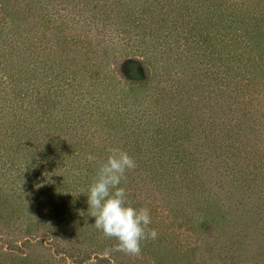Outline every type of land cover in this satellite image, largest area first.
Listing matches in <instances>:
<instances>
[{
    "label": "trees",
    "instance_id": "trees-1",
    "mask_svg": "<svg viewBox=\"0 0 264 264\" xmlns=\"http://www.w3.org/2000/svg\"><path fill=\"white\" fill-rule=\"evenodd\" d=\"M28 1L0 0V264H264V0ZM110 148L139 256L87 203Z\"/></svg>",
    "mask_w": 264,
    "mask_h": 264
},
{
    "label": "clouds",
    "instance_id": "clouds-1",
    "mask_svg": "<svg viewBox=\"0 0 264 264\" xmlns=\"http://www.w3.org/2000/svg\"><path fill=\"white\" fill-rule=\"evenodd\" d=\"M86 159L94 161L96 157L88 154ZM135 167L134 159L127 152L110 148L87 195L95 228L106 238L115 239L117 249L130 256H139L141 241L155 240L158 235L155 229L148 228L151 224L149 209L132 207L127 203L125 189L120 187L122 180L126 179V172Z\"/></svg>",
    "mask_w": 264,
    "mask_h": 264
},
{
    "label": "rangeland",
    "instance_id": "rangeland-1",
    "mask_svg": "<svg viewBox=\"0 0 264 264\" xmlns=\"http://www.w3.org/2000/svg\"><path fill=\"white\" fill-rule=\"evenodd\" d=\"M12 1V0H10ZM15 1L16 3L20 4V6L22 7V18H29V15L31 16L32 14L29 12L28 10V6L30 4V1L28 0H13ZM27 1L29 2V4H27ZM28 22L22 24V26L20 27V29H22V31L26 34L28 32V27L29 25L27 24ZM3 25V22L0 20V29H1V26ZM27 31V32H26ZM32 31V30H31ZM33 31H37L36 29L33 30ZM30 32V31H29ZM34 33V32H33ZM36 33V32H35ZM31 35H32V32H31ZM34 35V34H33ZM143 67L144 68H140L138 71H137V75L135 76V79H130L132 80V86L133 87H144L145 85H147L146 83H153L154 82V79L156 78V74L154 73L152 67L150 65H148L147 63H144L143 64ZM148 73V79H146V74L145 73ZM132 78V77H130ZM127 87V86H126ZM129 88V87H128Z\"/></svg>",
    "mask_w": 264,
    "mask_h": 264
}]
</instances>
